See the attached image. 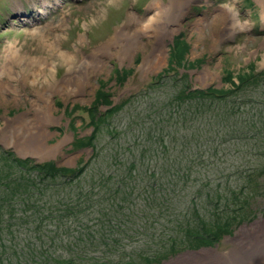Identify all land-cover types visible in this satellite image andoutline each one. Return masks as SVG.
I'll return each mask as SVG.
<instances>
[{
	"label": "trees",
	"instance_id": "obj_1",
	"mask_svg": "<svg viewBox=\"0 0 264 264\" xmlns=\"http://www.w3.org/2000/svg\"><path fill=\"white\" fill-rule=\"evenodd\" d=\"M178 40L170 59L176 68L185 65L188 50ZM232 76L228 89L193 88L187 74L173 78L169 96L150 103L151 121L145 115L136 121L146 135L131 144L121 171L99 176L97 192L94 186L67 191L81 184L87 165L35 163L1 152L0 264H155L212 246L258 216L264 69L240 74L238 82ZM100 103L109 105L106 112L94 111ZM119 107L102 86L89 109L95 132ZM97 139L94 133L74 145L96 149ZM233 152L242 162L229 163L228 156L238 158Z\"/></svg>",
	"mask_w": 264,
	"mask_h": 264
},
{
	"label": "rangeland",
	"instance_id": "obj_2",
	"mask_svg": "<svg viewBox=\"0 0 264 264\" xmlns=\"http://www.w3.org/2000/svg\"><path fill=\"white\" fill-rule=\"evenodd\" d=\"M169 4L170 0H0V153L69 168L87 165L81 184L67 191L73 189L76 194L94 186L97 192L99 176L121 171L120 161L131 157V144L146 135L148 129L142 132L136 121L149 111L153 98L169 96L173 78L187 74L193 88L228 89L229 72L233 82H238L240 74L264 69V5L260 0H188L180 17L169 23L172 34L155 28L158 23L167 24L161 9ZM146 25L151 28L144 30ZM119 31L121 44L107 51L104 46ZM136 32L140 43L132 39ZM177 39L188 50L185 65L176 68L170 59ZM63 52L73 57L71 63L61 57ZM97 55L102 62L97 69L88 66L89 82L61 91L67 77L80 73ZM157 56L161 60L153 62ZM20 75L27 76L26 80ZM102 86L113 105L121 107L95 132L89 109ZM47 90L53 91V117L34 120L49 110L41 99ZM108 108L100 103L94 111L103 113ZM145 119L151 121L146 115ZM94 133L98 135L96 149L74 145ZM222 158L221 152L215 159L220 164ZM228 160L242 162L240 156H228ZM3 162L0 158V167ZM100 191L103 195L105 189ZM259 203L258 216L216 244L185 250L155 264H196L212 256L218 261L234 251L248 256L246 261L235 253L239 264H264V199ZM140 224H131L133 232ZM204 253H209L208 258H203Z\"/></svg>",
	"mask_w": 264,
	"mask_h": 264
},
{
	"label": "bare ground",
	"instance_id": "obj_3",
	"mask_svg": "<svg viewBox=\"0 0 264 264\" xmlns=\"http://www.w3.org/2000/svg\"><path fill=\"white\" fill-rule=\"evenodd\" d=\"M261 2H262V4L264 5V0H260ZM159 2V1H158ZM186 2H188V0H170V4H169V6L168 7H165V5L163 6L162 5V12L164 13V16L167 18V24L165 25L164 23H158V25H156L155 26V28L157 27L159 30H160V32L161 31H164V32H168L169 31V29L168 28H170L171 26H169V23H174L179 17H180V15H181V11L183 10V7H184V4L186 3ZM160 3V2H159ZM160 15V14H159ZM159 15H157V17L159 16ZM162 15V14H161ZM156 17V16H155ZM162 17H163V15H162ZM151 28V26L150 25H146L145 26V28H144V30H149ZM120 32H122V31H119L118 32V34H117V36L116 37H114V38H112V41H109L110 43H107L104 47H106L105 49L107 50V51H109L110 49H111V47L113 46V45H115V44H119V42H120V44H121V41H122V37L121 36H119V33ZM168 33H170V34H172L171 33V30H170V32H168ZM127 34H125L124 36H126ZM134 37H132V39L134 38V40H135V42L136 43H140L141 42V37H140V34H138V32H136L134 35H133ZM129 41V40H128ZM125 48V50H127V52L126 53H124L125 54V57H127L128 55H129V50H130V48H131V46H126V47H124ZM129 48V49H128ZM105 49L103 48V50H102V48H101V53H104L105 52ZM61 55V57H63L64 58V60L65 61H68V62H70L71 63V61H72V59H73V57L69 54V52L68 53H65V52H63L62 54H60ZM98 56V55H97ZM94 57H96V55H94ZM96 60H90L89 62H87L86 63V65L81 69V71H80V73H77V74H75L74 76L73 75H69L68 77H67V79L65 80V83H63V86L65 85V87L61 90V91H66V92H68L69 91V88L71 89L72 88V86H74L75 85V87H77V88H79L78 86H80V87H84L89 81H88V73H87V70H88V66H91L93 69H97V68H99V64L102 62V60H101V58H100V56H98V59L97 58H95ZM161 60V57L160 56H157L154 60H153V62H155L156 61V63H158L159 61ZM152 62V63H153ZM155 63V64H156ZM2 74H3V72H1L0 73V79H1V77H3L2 76ZM27 77V76H26ZM26 77H23V75L21 76L20 75V79L22 80V81H24V80H26ZM33 82H35V81H33ZM76 84H78V85H76ZM77 91H78V89H77ZM43 95V94H42ZM41 99H43L46 103H45V107L47 108V109H49L48 110V112L47 113H45V114H42L41 116L42 117H34V120H36L37 119V121H51V119H52V117H53V111L51 110V107H52V105H53V102H52V100H53V91L51 90V91H49V90H47L46 92H45V95H43L42 96V98ZM36 106H40L39 104H36ZM27 119V118H26ZM31 120V119H30ZM31 123V122H30ZM36 123V122H35ZM12 131V130H11ZM10 131V132H11ZM263 244V243H262ZM241 252V253H240ZM235 253H237V254H239V255H241L242 257H244V259L247 261L248 259V256L246 257L245 256V254H244V252H242V251H234V253L232 254V255H230L229 256V258H225L224 260H214V258H213V256L210 258V259H208V260H205V259H202V262L201 263H196V264H239L238 263V261H239V259H234V255H235ZM257 252H254V253H252V254H256ZM259 253V252H258ZM257 253V254H258ZM261 253V252H260ZM256 254V255H257ZM196 255V254H195ZM201 255V253L200 254H198V256H200ZM208 255H209V253H204V257L203 258H205V257H207L208 258ZM249 255V254H248ZM252 258V257H251ZM212 260H214V261H212ZM229 260V261H228ZM245 262V261H244ZM254 263V262H253ZM262 263V262H261Z\"/></svg>",
	"mask_w": 264,
	"mask_h": 264
}]
</instances>
